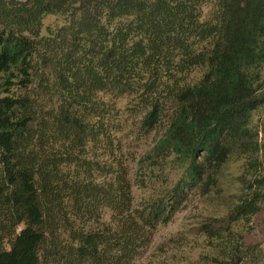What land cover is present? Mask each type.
Returning a JSON list of instances; mask_svg holds the SVG:
<instances>
[{"label": "trees", "instance_id": "16d2710c", "mask_svg": "<svg viewBox=\"0 0 264 264\" xmlns=\"http://www.w3.org/2000/svg\"><path fill=\"white\" fill-rule=\"evenodd\" d=\"M263 72L264 0H0V264H138L231 161L202 259L264 264L247 241L264 213ZM153 132L178 179L135 203L124 138Z\"/></svg>", "mask_w": 264, "mask_h": 264}, {"label": "rangeland", "instance_id": "374dc122", "mask_svg": "<svg viewBox=\"0 0 264 264\" xmlns=\"http://www.w3.org/2000/svg\"><path fill=\"white\" fill-rule=\"evenodd\" d=\"M61 23L62 19L57 16H48L45 19V25ZM252 122L258 128L261 142H264V108L253 114ZM158 135V132H153L146 138H140L133 133L124 138L135 203L170 189L178 179L172 160L158 162L150 155ZM238 173H241V162L231 161L225 168L226 182L223 183L222 190H215L210 197L190 193L172 219L159 225L149 246L140 255L138 264H204L202 258L207 253H212L213 249L203 225L207 222L215 224L214 219L223 217L230 193L234 189L226 185ZM247 241L260 243L264 247V213L256 217L250 225Z\"/></svg>", "mask_w": 264, "mask_h": 264}]
</instances>
